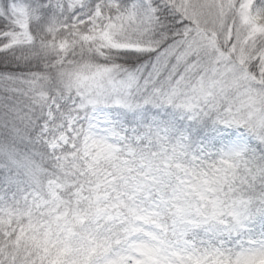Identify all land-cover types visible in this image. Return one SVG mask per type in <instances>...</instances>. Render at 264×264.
Returning <instances> with one entry per match:
<instances>
[{
	"label": "trees",
	"instance_id": "trees-1",
	"mask_svg": "<svg viewBox=\"0 0 264 264\" xmlns=\"http://www.w3.org/2000/svg\"><path fill=\"white\" fill-rule=\"evenodd\" d=\"M4 1L24 4L42 22L56 2ZM144 1L84 0L91 10L102 3L111 13L137 3L143 19L130 22L126 32L136 49L90 47L68 34L61 49L58 25L55 39L36 35L7 46L11 26L0 17V193L18 183L42 192L50 180L63 188L61 202L41 210L10 216L1 208L0 264H117L126 251L121 225L94 223L85 202H72L74 191L96 185L110 193L109 201L120 204L125 216L163 228L172 245L219 246L216 264H238L247 243L264 236V122L254 127L239 104L259 94L264 103V73L253 69L255 61H240L233 49V8L226 12L221 1L225 15L211 22L195 0ZM255 4L264 6V0ZM201 30L214 38L224 61L214 60L216 51L184 45ZM221 66L226 74L216 87L211 74L220 76ZM107 71L118 81L117 91L140 102L124 118L126 143L139 150L135 163L104 161L88 169L77 145L51 152L37 135L51 98L81 99L88 90L82 80ZM63 108L68 107L61 103L58 110ZM139 131L146 136L138 147ZM237 133L249 137L245 148L221 157ZM138 163L142 166L132 179L126 169Z\"/></svg>",
	"mask_w": 264,
	"mask_h": 264
},
{
	"label": "rangeland",
	"instance_id": "rangeland-1",
	"mask_svg": "<svg viewBox=\"0 0 264 264\" xmlns=\"http://www.w3.org/2000/svg\"><path fill=\"white\" fill-rule=\"evenodd\" d=\"M221 1L223 3V0H206L204 7L202 0H195L193 5L199 6L202 11L200 13L212 22L225 15L219 9ZM224 4L226 12L233 8L237 21V38L233 48L237 57L242 62L255 61L253 69L259 75L264 73V6L255 4V0H224ZM103 9L102 3L96 4L91 10L84 0H56L42 22L39 21L41 18L33 19L24 4L0 0V17L11 26L5 33L7 46L28 43L36 35L55 39L53 33L58 25L62 29L57 38L61 49L67 46V34L71 38H79L90 47L138 48L128 44L126 32L130 22L140 23L143 19L144 13L140 6L134 3L130 9L117 8L115 11H122L118 13H114V9L112 13L109 8L105 12ZM196 35L195 38L183 41L188 49L204 47L209 51H216L212 52L215 61H224L225 55L217 51L216 41L212 36H206L202 30ZM216 72L221 75L211 74V77L216 76V87H219L218 78H225L226 68L221 66ZM212 73H215V69ZM117 82L110 72H99L82 80L88 90L81 99L75 95L51 98L46 109V121L42 124L37 139L45 143L51 152L77 145L78 154L88 169L104 161L135 163L133 157L139 149L126 143L124 118L140 102H133L132 97L117 91ZM261 101L259 94L239 103L242 110L244 109L245 120L253 123L254 127L264 122V106L261 107L264 103ZM61 103L68 108L58 110ZM168 103L170 104V100ZM129 110L130 113L127 112ZM145 136V132H137L135 145L139 147L141 141L145 142ZM248 138L247 135L237 133L221 150V157L239 154L246 146ZM199 149L208 152L206 145H201ZM134 165L126 169V174L132 179L135 178V170L142 166L141 163ZM19 184L7 193H0V210L2 208L10 216L41 210L61 202L60 192L63 188L57 181H48L42 192ZM97 187L96 185L91 191L84 188L74 191L71 194L72 202L75 205L85 202V207L89 209L88 216L94 223L121 225V237L125 238L126 251L122 253L117 264H216L220 259L219 246L200 247L187 241L172 245L163 228L153 223H145L139 218L125 216L120 204L109 201L110 193ZM237 263L264 264V236L258 241L247 243V247L237 257Z\"/></svg>",
	"mask_w": 264,
	"mask_h": 264
},
{
	"label": "bare ground",
	"instance_id": "bare-ground-1",
	"mask_svg": "<svg viewBox=\"0 0 264 264\" xmlns=\"http://www.w3.org/2000/svg\"><path fill=\"white\" fill-rule=\"evenodd\" d=\"M245 148V147H244Z\"/></svg>",
	"mask_w": 264,
	"mask_h": 264
}]
</instances>
